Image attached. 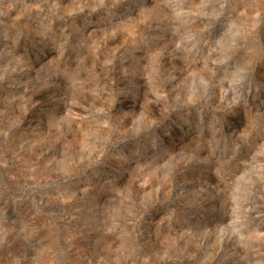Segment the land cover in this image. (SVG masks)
<instances>
[{
  "label": "rangeland",
  "instance_id": "374dc122",
  "mask_svg": "<svg viewBox=\"0 0 264 264\" xmlns=\"http://www.w3.org/2000/svg\"><path fill=\"white\" fill-rule=\"evenodd\" d=\"M0 264H264V0H0Z\"/></svg>",
  "mask_w": 264,
  "mask_h": 264
}]
</instances>
